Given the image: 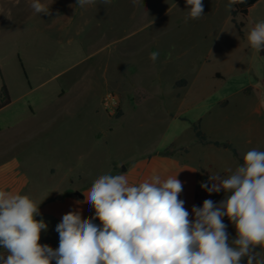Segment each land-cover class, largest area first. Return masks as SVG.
Segmentation results:
<instances>
[{"label": "rangeland", "instance_id": "obj_1", "mask_svg": "<svg viewBox=\"0 0 264 264\" xmlns=\"http://www.w3.org/2000/svg\"><path fill=\"white\" fill-rule=\"evenodd\" d=\"M42 2L51 15L35 13L31 0H0V90L4 82L12 98L0 110V130L40 125L56 114L54 129H38L31 139L42 144L25 154L33 180L28 192L37 203L46 193L79 191L85 177L110 174L112 162L116 174H127L131 163L161 154L187 164L179 169L226 177L242 164L233 150L264 151V50L255 52L247 41L264 20V0L237 18L243 36L228 0H202L204 15L187 23L186 0H111L83 8L77 0ZM93 78L97 85L84 98H59L63 90L82 92ZM199 121L219 147L196 139ZM48 159L75 162L83 180L62 173L40 180L35 167ZM223 222L236 231L227 217ZM55 228L41 239L54 237Z\"/></svg>", "mask_w": 264, "mask_h": 264}, {"label": "clouds", "instance_id": "obj_2", "mask_svg": "<svg viewBox=\"0 0 264 264\" xmlns=\"http://www.w3.org/2000/svg\"><path fill=\"white\" fill-rule=\"evenodd\" d=\"M244 2L228 0L227 8ZM97 3L111 0H77L76 5ZM186 5L185 23L204 15L202 0H186ZM30 7L51 15L42 0H31ZM247 41L255 52L264 50V20L250 29ZM158 56L154 51L149 59ZM228 172L201 184L209 194L223 191L225 198L218 204L206 199L191 214L179 198V172L154 174L138 184L125 173L101 174L84 195L94 216L84 219L79 210L64 214L55 228V249L39 242L48 229L36 219L40 204L26 194L0 190V248L6 252L0 264H242L244 258L247 264H264L257 251L264 249V151H247L243 163ZM224 217L235 227V238L230 239Z\"/></svg>", "mask_w": 264, "mask_h": 264}, {"label": "crops", "instance_id": "obj_3", "mask_svg": "<svg viewBox=\"0 0 264 264\" xmlns=\"http://www.w3.org/2000/svg\"><path fill=\"white\" fill-rule=\"evenodd\" d=\"M147 11L149 13V10ZM93 79H90V86L82 92L78 93L74 90V88L70 91L63 90L59 93V98H84L87 93H90L97 85L95 78ZM31 113L33 116L36 115L33 109ZM55 116L56 114L52 113L51 116L40 125L33 126L27 123L19 125L16 128H12L13 130H10V128L0 130V134H2V132H6V130L9 131L8 133H4V138L0 141V190H7L13 194H26L32 198L31 194L28 192L29 188L33 187L32 173L28 168V162L25 160V154L28 148H34V146L38 143L40 145L42 144V142H33L31 139V137L35 136L37 131H39L38 129H54V127L50 126V124L54 121ZM39 144L37 147L40 146ZM76 147L79 148L78 145H76L75 148ZM73 155V152L67 154L68 159L70 157H74ZM69 164L71 167L68 166ZM69 164L63 161L57 162L48 159L46 161L44 160V163L41 166L38 165L35 167L34 171L39 173L40 180L41 178L48 180L52 178L55 179L60 173H62L68 180L73 181V179H75L76 181H82V174L77 172L74 167V165H76L75 162H70ZM180 164H185V162L173 160L159 154V156H152L143 162L131 163L128 168L123 171L127 173L126 175L128 176L129 182L132 184H138L143 180L150 179L154 174H160L163 177L167 175H175L179 172L177 178L183 183V191L180 194V198L184 201L186 200L185 198H187L190 204V207L187 210L191 214L192 207L195 206L194 194H196L198 189L202 188L198 178L199 169L194 167L192 170H189L188 168H183L182 170L179 169ZM110 168L109 173L115 175L117 168L116 163L112 162ZM94 179L87 180L85 177L83 183L86 186H80L79 191L73 189L57 191L51 195L50 193H46L42 199L38 200V203L40 204V215L36 218L38 220L43 219L47 223V231H49L50 227H56V225L61 222L63 215L69 211L79 210L82 213V218L84 219L94 216V209H92L91 206L85 202V196L91 186H87L86 183H92ZM59 192L60 195L57 194ZM224 194L219 196H223ZM191 218L192 217L190 215V219ZM95 222L98 226L100 225L99 220H96ZM227 232L230 239L235 238L236 231H230L227 229ZM43 237L44 238L40 239L41 244H47L53 249L59 246V234L57 232L54 233V237L48 235H44ZM257 251H259L258 259H264V249H257ZM0 253L6 252H3V249L0 248ZM52 264H55V261H53ZM242 264H247V258L243 259Z\"/></svg>", "mask_w": 264, "mask_h": 264}, {"label": "trees", "instance_id": "obj_4", "mask_svg": "<svg viewBox=\"0 0 264 264\" xmlns=\"http://www.w3.org/2000/svg\"><path fill=\"white\" fill-rule=\"evenodd\" d=\"M260 0H245L244 3L240 4H235L231 10V17L232 20L231 22L233 23L234 27L237 29L238 33L240 36H243V31L242 28L244 27V23L243 22H237V18L239 16H242L244 18H247L249 15V11L250 8L255 4L258 3ZM186 80L183 79L182 81L178 82L177 84H175V86H180V84H185ZM12 101L9 89L7 87V85L2 82V86H1V90H0V110L3 109L4 107H6L7 105H9ZM201 126V121H199L198 123H194L193 124V132L194 135L196 137V139L201 143V144H205V145H214L216 147L220 146V142L219 141H212L208 138V135L205 131H203ZM233 154L234 156L239 160L240 163H243V156H241V154L238 152L237 149L233 150ZM210 175H217V174H212L210 171H208L207 169H199L198 172V178H199V182L200 184L203 183H207L208 182V177ZM219 175V174H218ZM222 176V175H221ZM211 185L209 184V187ZM221 194H224L223 191H221L220 193H211L209 194L205 189L200 188L196 191V194H194V198H195V206L197 207H202L203 201L206 199H210L213 200V198L215 196H219ZM180 198V197H179ZM181 199V198H180ZM0 254H4L6 255V253H0Z\"/></svg>", "mask_w": 264, "mask_h": 264}, {"label": "built area", "instance_id": "obj_5", "mask_svg": "<svg viewBox=\"0 0 264 264\" xmlns=\"http://www.w3.org/2000/svg\"><path fill=\"white\" fill-rule=\"evenodd\" d=\"M112 100L114 101V98L112 97Z\"/></svg>", "mask_w": 264, "mask_h": 264}, {"label": "bare ground", "instance_id": "obj_6", "mask_svg": "<svg viewBox=\"0 0 264 264\" xmlns=\"http://www.w3.org/2000/svg\"><path fill=\"white\" fill-rule=\"evenodd\" d=\"M142 7V6H141ZM139 21V20H138Z\"/></svg>", "mask_w": 264, "mask_h": 264}, {"label": "water", "instance_id": "obj_7", "mask_svg": "<svg viewBox=\"0 0 264 264\" xmlns=\"http://www.w3.org/2000/svg\"><path fill=\"white\" fill-rule=\"evenodd\" d=\"M79 195V194H78ZM60 198V197H59Z\"/></svg>", "mask_w": 264, "mask_h": 264}]
</instances>
